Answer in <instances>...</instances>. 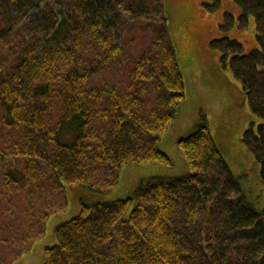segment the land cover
<instances>
[{
	"label": "trees",
	"instance_id": "16d2710c",
	"mask_svg": "<svg viewBox=\"0 0 264 264\" xmlns=\"http://www.w3.org/2000/svg\"><path fill=\"white\" fill-rule=\"evenodd\" d=\"M231 1L239 30L254 20L257 45L246 51L229 36L211 45L261 120L242 142L264 183V0ZM225 21L229 30L234 18ZM185 100L164 0H0V229L16 235V257L65 209L63 182L102 192L125 165L170 163L161 135ZM178 144L193 173L143 182L134 199L82 203L56 228L45 264H264V211L206 118Z\"/></svg>",
	"mask_w": 264,
	"mask_h": 264
},
{
	"label": "rangeland",
	"instance_id": "374dc122",
	"mask_svg": "<svg viewBox=\"0 0 264 264\" xmlns=\"http://www.w3.org/2000/svg\"><path fill=\"white\" fill-rule=\"evenodd\" d=\"M216 2L164 0L170 36L186 86V100L176 120L161 135L160 148L170 163L125 165L120 171L117 186L102 192L82 184L69 185L63 182L67 202L65 209L60 210L61 206H58V210L49 215L44 223L43 234H36L35 231L28 233L23 245L16 249L17 257L13 251L19 245L14 240L16 235L0 229V241H3V235H11L7 245L6 242L0 244V264L11 260L10 264H45V250L57 244L56 228L79 216L82 203L94 205L134 199L143 182L154 178L170 180L189 176L194 171L178 143L195 133L202 118L208 121L219 151L239 179L249 202L264 211L261 169L242 142L244 132L261 120L249 108L239 81L229 68L223 67L221 53L211 45L213 40L229 36L241 42L245 50L249 51L257 45L255 24L250 19L249 29L239 30L237 20L242 15L241 9L231 0H220L218 5ZM227 15L233 16L234 25L223 31L221 26L226 22ZM46 205L48 203L41 201L36 204L35 210L46 211L43 208ZM3 206L6 205H0V211Z\"/></svg>",
	"mask_w": 264,
	"mask_h": 264
}]
</instances>
